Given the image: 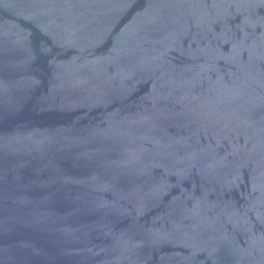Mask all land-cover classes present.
Here are the masks:
<instances>
[{
  "label": "water",
  "instance_id": "1",
  "mask_svg": "<svg viewBox=\"0 0 264 264\" xmlns=\"http://www.w3.org/2000/svg\"><path fill=\"white\" fill-rule=\"evenodd\" d=\"M0 264H264V0H0Z\"/></svg>",
  "mask_w": 264,
  "mask_h": 264
}]
</instances>
